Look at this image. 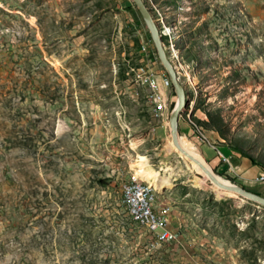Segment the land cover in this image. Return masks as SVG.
<instances>
[{"label":"rangeland","instance_id":"1","mask_svg":"<svg viewBox=\"0 0 264 264\" xmlns=\"http://www.w3.org/2000/svg\"><path fill=\"white\" fill-rule=\"evenodd\" d=\"M144 2L185 88L181 138L203 156L201 134L217 133L261 172L239 180L223 157L213 172L264 197V0ZM148 56L162 86L133 0H0V264H264V206L173 145L175 104L156 112L136 77ZM130 177L171 206L174 242L131 220Z\"/></svg>","mask_w":264,"mask_h":264},{"label":"built area","instance_id":"2","mask_svg":"<svg viewBox=\"0 0 264 264\" xmlns=\"http://www.w3.org/2000/svg\"><path fill=\"white\" fill-rule=\"evenodd\" d=\"M170 51L172 58L178 60V53L172 46L170 47ZM136 77L141 84L149 85L155 111L162 112L165 110L167 102L161 89H169L171 87L172 82L169 76L166 75L162 80V86L159 85V82L157 83L154 79L155 76L151 72L150 67L146 64L138 68ZM223 158L227 160V158ZM260 180H264V175L260 176ZM121 196L122 204L130 215L131 220L145 228L152 235L156 243H172L175 241L176 234L170 229L171 206L159 203L152 185L141 180L131 179L123 183Z\"/></svg>","mask_w":264,"mask_h":264},{"label":"water","instance_id":"3","mask_svg":"<svg viewBox=\"0 0 264 264\" xmlns=\"http://www.w3.org/2000/svg\"><path fill=\"white\" fill-rule=\"evenodd\" d=\"M133 1L136 4L138 10L140 11L146 23V26L151 34L152 41L154 42V45L156 47L158 58L161 61L164 68L166 69L168 76L172 82L174 91L177 95V99H178L177 103L174 109L172 110L170 114V118H169L170 133H171L173 145L177 148V150L182 155H184L189 160L194 162L204 172V174L208 176L211 182L215 186H217L219 189L230 192V193L238 194L248 200L256 202L260 204L261 206H264V197H261L255 193H252L242 187H238L236 185H232L227 182H224L223 180H221V178H219L213 172L211 166L209 165V163L207 162L204 156H201V157L206 162V165L202 163L201 161H199L197 158H195L193 155H191V153H189L181 145L180 143L181 136L179 134L178 123H179V117L181 116V113L187 106V96H186L185 88L179 80L177 66L167 56L165 47L163 45L161 34L159 32L157 23L155 22L153 18L152 11L147 7L144 0H133Z\"/></svg>","mask_w":264,"mask_h":264},{"label":"crops","instance_id":"4","mask_svg":"<svg viewBox=\"0 0 264 264\" xmlns=\"http://www.w3.org/2000/svg\"><path fill=\"white\" fill-rule=\"evenodd\" d=\"M148 57L149 58L146 59L148 61L147 64L150 65L149 67L152 69V71L156 74L162 73V70H160L158 65L155 63L154 58L152 56H148ZM164 95L169 105L173 103L176 105L178 99L176 98L174 100L175 97L172 95L170 90L169 91L164 90ZM164 116H166V113L163 114V117ZM162 120H163L162 125H160L159 128H157V134L161 136L162 138H164L168 136V129L166 125L164 124L165 118H163ZM198 133H199L198 131L190 128L187 131L186 136H189V137L193 136L195 138V137H199ZM201 135L204 137V140L203 141L200 140V142H198L199 150L201 151L202 155L206 158L209 165L217 172H220L223 170L225 172L227 171L225 170L227 169L226 166L222 165L221 163L222 157H226L229 159V162L226 164L227 166H230L232 167L233 170H235L237 179L239 180L242 179L243 181L245 180L251 181L250 179H254L255 177H257V175L260 174L261 168L259 166L254 165L249 159L244 157L236 149L232 148L231 146L229 147L224 141H222L219 138L217 133L213 132L212 134H206V135L201 134ZM155 137H158V136L155 135ZM147 138H149V135ZM141 159H145V158L141 157ZM139 172L141 175L142 174L145 175L148 173L146 169H140ZM131 178L141 180L136 177H130V179Z\"/></svg>","mask_w":264,"mask_h":264},{"label":"bare ground","instance_id":"5","mask_svg":"<svg viewBox=\"0 0 264 264\" xmlns=\"http://www.w3.org/2000/svg\"><path fill=\"white\" fill-rule=\"evenodd\" d=\"M180 143L183 148H185L189 153H191V155H193L195 158H197L199 161L206 165V162L203 160V158L200 155L196 154L194 151H192V148H189L187 142H185L182 138H180Z\"/></svg>","mask_w":264,"mask_h":264}]
</instances>
